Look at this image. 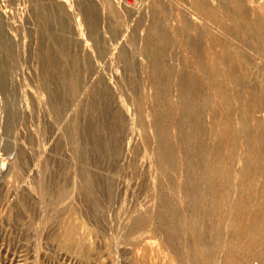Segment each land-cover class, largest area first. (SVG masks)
Here are the masks:
<instances>
[{"label": "rangeland", "instance_id": "rangeland-1", "mask_svg": "<svg viewBox=\"0 0 264 264\" xmlns=\"http://www.w3.org/2000/svg\"><path fill=\"white\" fill-rule=\"evenodd\" d=\"M115 1L0 0V264H194L192 221L213 249L201 195L212 150L229 139L239 170L254 156L246 132L264 113L239 124L212 68L220 0ZM247 184L234 195L245 204L264 190L255 177ZM249 217L225 215L223 233L244 235ZM74 220L70 250L60 238Z\"/></svg>", "mask_w": 264, "mask_h": 264}, {"label": "bare ground", "instance_id": "bare-ground-1", "mask_svg": "<svg viewBox=\"0 0 264 264\" xmlns=\"http://www.w3.org/2000/svg\"><path fill=\"white\" fill-rule=\"evenodd\" d=\"M254 1L257 3V5H255L252 9H249L246 4V0H220L219 7L221 9V15L217 18L214 17L212 13L206 9L205 6L198 7L204 9L206 13V17L207 19H209V21L213 20L212 18L217 19V25L221 32L222 39L219 41L218 52H212L213 53L212 68L217 74L216 85L219 93L223 97V101H221V105L223 109L227 113H229L232 108H234L235 109L234 111H236L237 113L240 112L238 123L239 124L242 123V125L246 123V120L243 121V117L247 111L251 109L254 110L257 109L259 112L264 113V66L263 67L260 66L258 70L256 69L257 66L259 65L258 62L256 61L257 59L259 60V62H263L264 64V0H254ZM237 11H239L240 14ZM194 39L190 38V43L192 44V46L197 47L198 56H202L204 54L203 51L204 43L203 44H201L200 42L196 43L197 40ZM202 41H204V39ZM207 41L212 42L214 41V39L213 37L209 36ZM255 78L258 80V83L254 82ZM74 79L78 80L75 77ZM72 81L76 83L74 80ZM73 85L74 84H72V86ZM76 88H74V92L75 90L78 89ZM230 88L233 94L234 101L230 96ZM199 92H197V94ZM75 93H77V91ZM250 121L251 120H249L248 122L249 124ZM240 140L239 143L241 144ZM246 140L248 144L249 154L250 155L253 154L254 156L253 158L250 157L251 159L244 158L242 169L240 170L236 169L234 166L237 152L234 149L235 146H233V143H231L229 139L225 142H222L221 144H218V146L212 150V154L215 156L214 159L216 161V164L207 163L205 166L206 170L202 174L201 178L206 182L207 191L205 192V194H201V195L205 205L207 206V210L210 209L209 210L210 216L209 218L207 217L208 220H205L203 222V229H205V232H207L208 235H211L210 241L212 239L213 249L212 250L208 249V247L206 246L208 245V243L207 244L205 243L203 235H195L197 228L202 222L199 221L198 219L197 220L193 219L194 221H192V224L189 228L194 235L193 238L191 235L192 238L191 241L189 240V242L186 241L185 243L186 246L185 255L187 253L190 259L194 261V264H264V190H261V187L258 186L257 189L259 193L256 194L255 196H252L251 202L248 204H245V202L242 200L239 201L238 197L234 196L236 195V193L239 194L240 192L242 193L241 195L243 196V192L247 191L248 189L247 183L249 179L255 177L259 183L260 181H264V120H261L260 118L257 119L256 127L253 129V131L246 132ZM157 141L158 143L160 142L159 140ZM230 143L231 145H229ZM166 148H167V144H166ZM192 148L188 147L186 151L187 152L186 154H189L188 156L191 155L190 149ZM200 150L202 149H198V151L196 152H199ZM200 152L202 153V151ZM186 156L187 155H185V157ZM162 159L165 161V167L162 169V172L163 174L167 175L173 169L170 162L166 160V154L163 155ZM158 175H160V173ZM178 178L181 177L179 176ZM174 184H176V182ZM173 189L174 188L172 187V190ZM183 190L185 191L184 187ZM66 194L67 191L63 190L60 196L64 197L66 196ZM174 197L175 196H173V198ZM185 200L183 198L181 202L184 204ZM225 215L231 217L232 223L240 220L242 217L244 218L250 216L249 219H247L248 225L244 230V235L237 236L235 232L236 230L226 231V229L225 231L227 233H223ZM143 222L144 219L138 217L135 223L136 225H139L140 223ZM169 236L167 237L169 238ZM60 239H62L64 246H66L68 249L70 250L74 249L76 242L79 240V224L76 220L70 223L67 232L64 235H62ZM169 240L167 241L169 242ZM176 246H173V248L175 249ZM245 249L250 251V253L247 255L242 254V251H244ZM181 253L180 255L184 254ZM222 254H224L225 257L224 261H222L221 258ZM250 255L252 257H256L255 259H259L260 261L258 263H254L253 260H251L252 257ZM183 259H185V257Z\"/></svg>", "mask_w": 264, "mask_h": 264}]
</instances>
